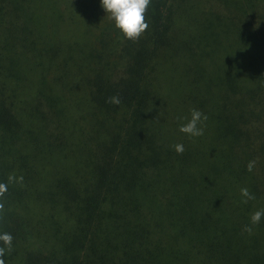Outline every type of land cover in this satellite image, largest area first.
I'll return each instance as SVG.
<instances>
[{"label": "trees", "instance_id": "16d2710c", "mask_svg": "<svg viewBox=\"0 0 264 264\" xmlns=\"http://www.w3.org/2000/svg\"><path fill=\"white\" fill-rule=\"evenodd\" d=\"M145 15L148 28L133 41L100 0H0V183L8 184L0 234L12 235L6 255L20 254L17 264H157L140 249L157 219L160 236L149 238L180 237V264L192 249L193 263L264 264V216L250 221L264 210V0H151ZM226 31L235 56L217 74L204 54L216 80L202 90L193 82L201 97L188 104L184 52L229 41ZM244 43L252 49L245 63ZM191 61L190 78L202 77L200 59ZM171 77L181 98L174 121L189 107L207 120L199 137L166 129L167 145L156 127L173 116L158 118L171 90L160 95L151 79ZM112 96L119 105L107 102ZM200 137L201 156L173 148ZM10 174L23 181L8 183ZM238 188L254 199L245 203ZM45 219L63 231L52 237Z\"/></svg>", "mask_w": 264, "mask_h": 264}, {"label": "rangeland", "instance_id": "374dc122", "mask_svg": "<svg viewBox=\"0 0 264 264\" xmlns=\"http://www.w3.org/2000/svg\"><path fill=\"white\" fill-rule=\"evenodd\" d=\"M218 31H219V33L223 34L221 30H218ZM207 32H208V34H212L211 32H209V30ZM224 35L226 37H228L229 41H225L221 36H218V37H216L217 39L215 41L210 42V45H209L210 49H207L206 46H201V48L193 47L192 48V52L194 54H192V55H190L191 50H187V51L184 52V55H186V59H185L186 60V67H187V69L189 71L188 72L189 77L186 78L187 83L185 84L186 88L184 90V95H185V98H186V102H187V99H189L188 104L190 102L192 104H194L197 101V99L201 97V94L199 92L198 93L195 92V91L194 92H190V89H193V82H196L197 87L202 90L203 87H204V82L206 81V78H207L208 81H210V80L215 81L216 80V78L212 77L213 76V71H215L214 67L212 65V62L209 60V57H207L204 54H206V53H209V54L211 53L212 54V56H213L212 59L215 60L214 64L217 65V67H218L217 74H221L222 73V69L227 68L228 64H227L226 61L228 60V57L232 58L233 56H235L234 55L235 47L234 48H228V46H230L231 42H232L231 34H228V32L226 31V33ZM209 41H210V39H209V36H208V43H209ZM251 51H252V49H249L246 46L245 43L242 44L241 52H239V50L237 52V53H239L238 55H240L242 62L244 61V63H245V61L247 59H251V56H252ZM187 55H190V56H187ZM193 55L195 57V61H196V58L200 59V63L202 65L201 66H200V64L199 65L197 64V65L199 67H201L202 71H205V73L203 74L202 77L190 78L191 76H197L194 73L195 66H194V64L191 61V58L193 57ZM214 57H215V59H214ZM164 68L168 72H170L169 70L172 67H168V66L164 65ZM157 69H161V68H158V66H157ZM169 75L172 76L171 72L169 73ZM221 80H222V82H224L225 78L221 77ZM151 82L155 86L156 92L160 93V95L162 93L166 94L167 93V88H170V90H171V95L167 96V103L168 104H166L164 102L163 97H160L159 100H158V104H160L159 106L161 107L160 115L158 116V118H160L162 120L168 114L169 110H172L173 112H171L168 115H173V116L172 117H167V122H165L164 124H162V123L158 124V125H162L161 128H157L156 127V129H158V130L163 132V133H157V136L160 139L164 140L165 143L168 145L171 140L168 141L169 138H166V137L167 136H173V135H168V133H165V130L166 129L174 130L177 126L180 127V125L182 123H186L187 118H190V109L191 108L189 107L184 112L182 118H180L179 120H175L174 121L175 117L177 116L178 106H179L180 115L182 114L181 113V108H180L181 104H179L181 98H180V94H179L178 78H172L171 77L169 80L160 79L158 81L154 80V79H151ZM158 118H156V119H158ZM164 125H167V126L164 127ZM176 131H177V133L174 134V135L178 136V128H177ZM184 136L186 138L190 137L187 134H185ZM203 139L200 137V140H199L198 143L197 142L193 143L191 140H188L189 144H188V146L185 145L184 148H196L198 150L199 155L201 156L203 154L202 152H203L204 148H206V146H207V145L202 144ZM176 140H177V138L173 139L172 141H174V143H175ZM195 152H196V150H195ZM67 160L69 161V164L73 163V160L71 159L70 156L67 157ZM38 169H40L39 172L42 175L46 174L47 170H48L46 165H45V170H42L40 166H38ZM42 171H45V172H42ZM174 179H177V178H174ZM175 187L178 188L180 191L186 193V194H190V195H194V196L196 195V192L194 190L186 188V187H184V186H182L180 184H175ZM238 189L237 190L240 191V188H238ZM210 195L214 196V193L211 192ZM201 196H204L207 199L209 198V195L207 193H202ZM61 214L64 216V212L63 211H61ZM43 224L51 226V235H52V237H54L53 236L54 235L53 234V230L55 232H62L63 231L62 230L63 229V225L60 222L53 221V220L49 221V220L45 219ZM162 227H163V225L161 224V221L159 219H157V221L155 223L153 222V228L154 229L148 227V231H147L148 234H146L147 238L146 237L142 238L143 240H141V241H144V244H142L140 242V249L145 254V256H147L146 250H148L151 253H153L155 255V258L158 259V261H159V262H157V264H159V263L160 264H180L181 260L177 259V254L173 250V248H177L180 251H182L183 244L181 242V238L180 237L178 238V240L177 239L175 240V238L173 236H170L171 232L169 230L168 235L165 236L166 238H170L169 240H165V241L160 240V241L157 242L155 239H151V238H159L160 234L158 232H155L154 230H158L159 228H162ZM47 235H48L47 237L49 239H52L51 236H50V231H48ZM149 237H151V238H149ZM165 237H164V239H165ZM176 238H177V235H176ZM136 239H138V236H136ZM177 241H179L178 244H177ZM137 244H138V242H137ZM191 253H190V255H193V256L190 257L189 255H187L186 256L187 259L183 260V264H200V263H197L196 260L194 261V263L191 260V258H193L195 256V254H196L194 249L191 250ZM17 254L18 253H15V255H13V256H8V255L5 254V256L3 257V259L5 260V264H17L18 261H20V254H18V255Z\"/></svg>", "mask_w": 264, "mask_h": 264}, {"label": "clouds", "instance_id": "9594fccd", "mask_svg": "<svg viewBox=\"0 0 264 264\" xmlns=\"http://www.w3.org/2000/svg\"><path fill=\"white\" fill-rule=\"evenodd\" d=\"M151 3V0H100V7L104 13L107 14L108 19L114 23L116 29H118L125 39L138 40L141 35L147 30L148 23L146 21V12ZM108 103L119 105L120 99L118 96H112L108 98ZM203 120H207V116L197 109H192L190 112V118H187L186 123H182L179 127V131L189 135L190 137H199L203 135V128L198 127ZM174 150L178 154H182L184 146L182 144L173 145ZM256 161H250L247 164V170L252 171ZM8 183L22 182L23 177H16L14 174L8 176ZM8 190L7 183H0V197H2ZM240 193L247 200L254 199V196L248 191L247 188H241ZM4 209V204L0 203V212ZM264 216V210L255 211L250 221L253 225L258 224L261 217ZM244 231L251 232V228L245 227ZM12 240L13 237L10 233L0 234V242L3 246H0V264H5L3 257L7 253L12 252Z\"/></svg>", "mask_w": 264, "mask_h": 264}]
</instances>
